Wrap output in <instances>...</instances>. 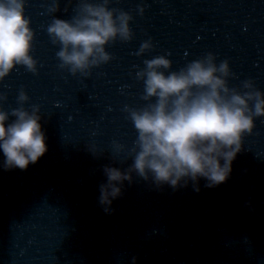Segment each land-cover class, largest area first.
I'll use <instances>...</instances> for the list:
<instances>
[{
  "label": "water",
  "instance_id": "1",
  "mask_svg": "<svg viewBox=\"0 0 264 264\" xmlns=\"http://www.w3.org/2000/svg\"><path fill=\"white\" fill-rule=\"evenodd\" d=\"M50 3L27 6L37 72L18 66L0 82L6 110L20 106L21 90L25 107L40 105L48 144L27 170H4L0 154V264H264V117L245 134L226 183L172 188L134 174L111 214L98 202L104 168L131 165L116 146L136 138L123 108L146 103L135 78L145 59L171 53L178 71L212 52L230 61L231 87L253 79L264 91V0H113L133 15L135 35L109 45L113 60L87 78L59 67L46 26L53 15L70 18L71 3L49 15ZM148 39L155 48L137 56Z\"/></svg>",
  "mask_w": 264,
  "mask_h": 264
},
{
  "label": "clouds",
  "instance_id": "2",
  "mask_svg": "<svg viewBox=\"0 0 264 264\" xmlns=\"http://www.w3.org/2000/svg\"><path fill=\"white\" fill-rule=\"evenodd\" d=\"M28 3L0 0V82L18 66L32 73L38 70L32 55L36 32L27 14ZM70 3V18L53 15L46 32L59 48V67L87 78L94 68L113 60L109 45L134 38V17L113 7V0ZM60 5L61 0H51L47 5L49 15L61 11ZM143 12L139 7V14ZM154 48V42L148 39L135 54L142 57ZM170 55L145 59L144 67L135 73L143 85L140 98L146 103L123 108L136 138L131 148L116 146L118 154L126 153L131 160L127 170L104 168L106 183L99 186L98 202L106 214L114 211L113 202L122 196L125 182H133L134 174L157 186L172 188L189 182L198 185L201 179L207 181V187L226 183L245 134L253 130L257 118L264 117V91L253 79L231 87L230 79L237 76L229 60L218 62L217 56L208 52L176 71ZM6 100L7 96L0 93L2 166L6 171L27 170L48 152L41 107H25L30 97L23 90L17 97L19 107L6 110L2 103ZM133 264H137L136 258Z\"/></svg>",
  "mask_w": 264,
  "mask_h": 264
}]
</instances>
